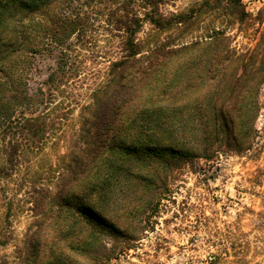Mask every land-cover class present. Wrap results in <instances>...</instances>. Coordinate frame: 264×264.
Returning <instances> with one entry per match:
<instances>
[{
    "label": "trees",
    "instance_id": "16d2710c",
    "mask_svg": "<svg viewBox=\"0 0 264 264\" xmlns=\"http://www.w3.org/2000/svg\"><path fill=\"white\" fill-rule=\"evenodd\" d=\"M175 5L0 0V184L27 189L33 219L13 264H110L113 254L98 253L102 238L120 247L133 237L143 201L170 171L253 148L264 7L254 17L242 0L171 11ZM206 14L258 25L256 45L238 52L224 28L181 41ZM146 28L166 35L148 42ZM55 53V69L34 82L36 59ZM90 74L95 82L81 104L69 91ZM75 107L78 126L67 134ZM61 143L67 152L46 173L51 179L31 175V158ZM124 173L140 190L131 208L113 213L111 195ZM4 233L0 244L8 242Z\"/></svg>",
    "mask_w": 264,
    "mask_h": 264
},
{
    "label": "rangeland",
    "instance_id": "374dc122",
    "mask_svg": "<svg viewBox=\"0 0 264 264\" xmlns=\"http://www.w3.org/2000/svg\"><path fill=\"white\" fill-rule=\"evenodd\" d=\"M201 1L176 0L171 11H181ZM242 1L254 17L264 7V0ZM257 27L253 23L240 26L227 16L206 14L181 41L204 35L213 28H224L232 47L241 53L256 45ZM145 32L143 36L148 42L166 35L149 28ZM56 61V53L38 57L34 82H44L55 69ZM91 74L76 90L69 91L81 104L88 100V92L95 82ZM260 101L262 110L256 122L258 137L250 151L214 161L196 159L170 171L167 182L158 183L150 199L143 201L133 237L124 239L120 247H116L113 238L104 237L98 253L113 254L110 264H264V86ZM78 118L79 108L75 107L65 125L67 134L77 128ZM66 152L61 143L33 156L31 175L36 173L42 176L40 178L51 179L46 173ZM124 174L111 195L113 213L130 204L140 190L127 173ZM45 183L49 184V180ZM26 190L17 191L11 182L0 184L3 228L0 240H4V231L9 237L6 244H0V264L14 263L15 248L22 244L33 220L30 202L24 194ZM114 248L117 249L113 252Z\"/></svg>",
    "mask_w": 264,
    "mask_h": 264
}]
</instances>
